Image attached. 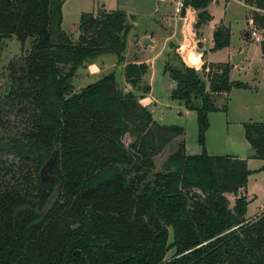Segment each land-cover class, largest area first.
I'll return each instance as SVG.
<instances>
[{
    "label": "trees",
    "instance_id": "1",
    "mask_svg": "<svg viewBox=\"0 0 264 264\" xmlns=\"http://www.w3.org/2000/svg\"><path fill=\"white\" fill-rule=\"evenodd\" d=\"M213 1H183L187 43L175 49L180 67L164 68L175 82L171 98L197 113L202 151L190 155L185 129L159 124L135 93L151 90L143 86L148 64L126 65L134 90L111 73L74 93L85 62L105 54L124 62L133 26L123 11L82 14L74 41L62 29L64 0H0V41L30 42L9 64V91L0 98V127L15 132H0V264H264V214L246 216L248 160L206 149L209 114L220 110L214 100L233 87L229 64L201 63L205 82L189 53L192 17L194 29L207 25ZM244 1L264 25V0ZM230 39L215 35L213 50ZM13 112V122L3 119ZM243 126L252 158L264 160V123ZM168 148L158 171L155 159ZM57 188L59 199L43 216Z\"/></svg>",
    "mask_w": 264,
    "mask_h": 264
},
{
    "label": "rangeland",
    "instance_id": "2",
    "mask_svg": "<svg viewBox=\"0 0 264 264\" xmlns=\"http://www.w3.org/2000/svg\"><path fill=\"white\" fill-rule=\"evenodd\" d=\"M125 1L129 3L124 0H64L62 29L74 41H77L80 35L79 25L82 14L90 13L97 16L99 13L116 11L119 3L122 4L118 10L127 15L129 24L133 26L128 35L124 62L119 65L116 57L111 54L101 55L85 62L73 79L74 93H79L88 85L111 73H115L122 88L128 91L134 90L126 83L125 67L130 63H146L149 69L144 77L143 86L148 85L151 90L146 95L142 90H135V93L141 97L142 104L147 106L159 124L183 127L185 129L183 138L187 150L195 152V155L199 154L202 149L198 142L197 113L188 110L183 102L171 98L175 82L164 71L166 64L176 68L180 67L175 46L180 49L179 45L184 39V23L181 21V11L178 12L177 9L184 0ZM238 1L231 0L227 3L221 0L220 5L215 1L210 3L207 10L212 20L199 30L193 28L197 14L192 17V38L199 43L193 56L203 50H209L205 61L227 63L231 67L230 81L233 87L229 94L215 98L214 103L220 110L209 114L210 128L206 133V149L212 156L234 153L250 155L248 153L252 149L245 138L243 125L249 122L264 123V25L253 19V12L246 6L245 1ZM135 12L137 15L134 14ZM260 16L264 18V12H261ZM253 24L260 29L262 37L260 43L248 34ZM218 29L222 30L221 35H230V46L214 51V32ZM147 33L154 36L155 45L144 48V41L140 43V40ZM29 49L30 42L22 46L15 38L0 41V98L7 95L9 91L8 79L5 76L9 64ZM244 51H248L247 56L234 65L231 54L237 55ZM196 70L203 78L200 64L196 66ZM236 82L245 84L247 88L236 87L234 85ZM197 104L200 105V102ZM15 118L17 117L14 112L3 117L10 123ZM1 131L4 135L15 133L14 130L8 129L7 131L0 127ZM179 141L180 139H177L174 143ZM130 142L131 140L126 138V143ZM244 147H248V152L242 150ZM170 153L168 148L165 153L155 159L158 171L164 169V162ZM248 167L251 171L247 187L250 203L246 216L249 219H258L264 214V160L251 158ZM169 239L170 242L173 241L172 230H170ZM174 252V250L169 251L166 260H170Z\"/></svg>",
    "mask_w": 264,
    "mask_h": 264
},
{
    "label": "crops",
    "instance_id": "3",
    "mask_svg": "<svg viewBox=\"0 0 264 264\" xmlns=\"http://www.w3.org/2000/svg\"><path fill=\"white\" fill-rule=\"evenodd\" d=\"M215 1V3L216 4H218V5H220L221 4V0H214ZM231 1V0H230ZM229 1V2H230ZM241 1H244V0H241ZM124 2H128V1H125L124 0ZM123 2V3H124ZM226 2V1H225ZM229 2H227V3H229ZM237 2V1H236ZM239 2V1H238ZM129 3V2H128ZM214 3V2H213ZM121 4L122 3H119V6H118V9L120 8V6H121ZM125 4V3H124ZM244 4V3H243ZM246 5V4H245ZM246 6H248V8H250L252 11H253V9L249 6V5H246ZM122 8H124V6H122ZM105 9V8H104ZM117 9V10H118ZM105 10H107V9H105ZM108 11V10H107ZM176 12V11H175ZM135 15H137V13L135 12L134 13ZM176 14L178 15V13L176 12ZM181 18V17H180ZM137 21V20H136ZM136 21H135V23H136ZM181 21H183V23H184V20H183V18H181ZM211 22V21H210ZM146 39H149V40H151L152 42H154V36L151 34H149V33H147V35H145V36H143L142 38H141V40H140V43H142V41H145ZM214 39V38H213ZM203 40H204V38H203ZM191 42H193V44L191 45L192 47H191V50L189 51V53H190V56L191 55H193L195 52V50L198 48V46H199V43H197L195 40H194V38H191ZM187 42H186V40H185V38L184 39H182V43H181V45H179L180 47H183L185 44H186ZM204 44V43H203ZM153 45H155V42L153 43ZM153 45H148V46H144V44H143V47L144 48H149V47H151V46H153ZM178 46H175V49L177 48ZM212 50V49H211ZM210 50V51H211ZM208 52H209V50L208 51H202V52H199V54L197 53V54H195L194 55V57L195 58H197L198 60H199V63L197 64V65H199L200 64V66H201V63H203V62H207V63H210V62H208V61H205V58L207 57V54H208ZM237 54H239V53H237ZM247 54H248V52H247ZM231 55H235V53H233V54H231ZM247 56V55H246ZM220 63H222V62H220ZM244 124V123H243ZM250 149H252L251 147H250ZM242 150H247V152H248V147L246 148V147H244ZM208 152V151H207ZM187 153L188 154H190V155H195L194 153L195 152H193L192 153V151H189V150H187ZM248 154H250V155H248V156H246V154L245 153H234V154H229V155H233V156H237V157H240V158H245V159H247V160H249L250 161V159L252 158V155H253V150H250V152L248 153ZM246 156V157H245ZM249 161H248V166H249ZM249 168V167H248ZM247 196H248V198H249V200H250V196H249V194H248V188H247ZM175 251V250H174ZM174 254H175V252H174ZM174 254L172 255V257L174 256ZM171 259V258H170Z\"/></svg>",
    "mask_w": 264,
    "mask_h": 264
},
{
    "label": "water",
    "instance_id": "4",
    "mask_svg": "<svg viewBox=\"0 0 264 264\" xmlns=\"http://www.w3.org/2000/svg\"><path fill=\"white\" fill-rule=\"evenodd\" d=\"M221 34H222L221 29H218L214 32V35H221ZM143 44H144V46H148V45H153V42L149 39H146ZM247 52L248 51H244L242 53L234 55L232 58L233 64L237 65L241 60H243V58L246 57ZM55 158H56V153L54 154V156L51 158V160L46 164V166L42 170V178L44 181L50 180V177L48 175V171H49V168L52 166V164L55 162ZM59 194H60L59 188H57L55 190V192L52 194V196L50 197V199L48 200V202L46 203V205L42 211L43 216H46L52 210V208L55 206V204L57 203V201L59 199Z\"/></svg>",
    "mask_w": 264,
    "mask_h": 264
},
{
    "label": "built area",
    "instance_id": "5",
    "mask_svg": "<svg viewBox=\"0 0 264 264\" xmlns=\"http://www.w3.org/2000/svg\"><path fill=\"white\" fill-rule=\"evenodd\" d=\"M183 7V3H180L179 8L177 9L178 12L181 11V8ZM249 35H251V37L258 43L261 42L262 37L260 34V29L256 24H253L250 31H249Z\"/></svg>",
    "mask_w": 264,
    "mask_h": 264
}]
</instances>
